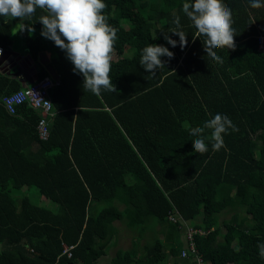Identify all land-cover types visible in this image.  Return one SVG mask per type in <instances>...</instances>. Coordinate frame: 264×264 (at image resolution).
<instances>
[{"label":"trees","instance_id":"1","mask_svg":"<svg viewBox=\"0 0 264 264\" xmlns=\"http://www.w3.org/2000/svg\"><path fill=\"white\" fill-rule=\"evenodd\" d=\"M16 21L59 79L41 139L0 73V264H99L116 221L106 264H192L173 208L205 264H264V0H0L4 60Z\"/></svg>","mask_w":264,"mask_h":264},{"label":"built area","instance_id":"2","mask_svg":"<svg viewBox=\"0 0 264 264\" xmlns=\"http://www.w3.org/2000/svg\"><path fill=\"white\" fill-rule=\"evenodd\" d=\"M80 21V18H77L75 23L69 27V31H74L77 28V25ZM63 24L67 26V22L64 21ZM258 39V48L264 52V34H259ZM3 53V49L0 47V57ZM18 78L22 82V87L2 96L1 101L4 104L6 110L11 114L15 113V110L20 104H27L33 109L39 111L40 118L37 122L36 128L38 135L41 139H45L48 135V126L49 122L54 114L52 109V101L49 96V89L58 83V79H52L49 75H45L41 78H36L32 82L24 81L21 75H18ZM169 221L174 223H179V227L184 230V249L181 250V256H185L186 251L191 252L190 259L192 264H205L202 255L195 248L194 243V234L204 235L206 232L202 229L194 228L190 225H187L186 222L182 219L176 208L170 210L167 214ZM66 249V248H65Z\"/></svg>","mask_w":264,"mask_h":264},{"label":"rangeland","instance_id":"3","mask_svg":"<svg viewBox=\"0 0 264 264\" xmlns=\"http://www.w3.org/2000/svg\"><path fill=\"white\" fill-rule=\"evenodd\" d=\"M16 25L13 27V48L14 50H21L23 51L24 50V41H23V37L21 36V31H20V28H19V25L20 23L19 22H15ZM20 52V51H18ZM131 54V50H128L126 52V55H129ZM115 56V54H114ZM27 194H29V197L32 201L34 202H39V203H47V199L43 196L41 197H38L35 193H33V190H30V191H27L26 192ZM228 214H224L222 217H227ZM119 231H118V234H117V238H116V243H114L113 245H110L109 248L105 249V254L102 255L98 260V263L99 264H106L107 262L110 261L111 257L114 255L115 253V250L117 248H123V249H126L128 247L131 246V238L133 236V232L130 231L129 229H127L124 225H122L120 222L116 221L115 222ZM227 225L224 226V229H226ZM152 233H150V231H146L145 232V237H143V239L140 241V242H143L144 239L145 240H148L150 237H151ZM157 235H159L161 238H164V235H161L159 233H157ZM180 239L182 241H184V233H182L180 235Z\"/></svg>","mask_w":264,"mask_h":264},{"label":"crops","instance_id":"4","mask_svg":"<svg viewBox=\"0 0 264 264\" xmlns=\"http://www.w3.org/2000/svg\"><path fill=\"white\" fill-rule=\"evenodd\" d=\"M12 44H13V41H12ZM12 44H11V49H10L14 53V55H12V58H11L12 62H16V61L22 62L19 67V70L16 72L17 74L16 76L21 75L23 79H25L27 82L33 81L37 77L35 64L32 62L29 63L27 61L26 59V56L28 54L27 52H25L24 50L21 51L20 49L18 50L20 52H18L17 50H14ZM46 57L49 59L48 54H46ZM11 59H8V60L3 59L2 61H0V73L1 74L3 75L7 74L6 72L9 71L8 69H9V64L11 63ZM7 62L8 63L10 62V63L6 65ZM14 75L12 76L14 77Z\"/></svg>","mask_w":264,"mask_h":264},{"label":"water","instance_id":"5","mask_svg":"<svg viewBox=\"0 0 264 264\" xmlns=\"http://www.w3.org/2000/svg\"><path fill=\"white\" fill-rule=\"evenodd\" d=\"M7 54V52L6 51H3V54L1 55V57H0V61H2L3 60V58H4V56ZM20 57V56H19ZM26 59H27V61L30 63V62H32L33 63V60H32V58L30 57V55H27L26 56ZM38 61L42 64V65H44L45 67H46V70H47V72H48V75L52 78V79H55V80H57V79H59V75H58V73L55 71V69L51 66V65H47V63L49 62V59L46 57V53H44V52H40L39 54H38ZM10 63V62H9ZM8 62L6 63V65L7 64H9ZM21 63L22 62H19V61H16V62H12L11 61V63L9 64V67L10 68H12L13 66H17L18 67V69H16V72L19 70V67H20V65H21Z\"/></svg>","mask_w":264,"mask_h":264},{"label":"clouds","instance_id":"6","mask_svg":"<svg viewBox=\"0 0 264 264\" xmlns=\"http://www.w3.org/2000/svg\"><path fill=\"white\" fill-rule=\"evenodd\" d=\"M3 51H4V50H3ZM2 54H3V53H2ZM17 77H18V76H17ZM36 78H37V77H36ZM19 80H20V79H19ZM24 81H26V80L24 79ZM26 82H27V81H26ZM30 82H32V81H30ZM30 82H29V83H30ZM53 110H54V109H53Z\"/></svg>","mask_w":264,"mask_h":264},{"label":"bare ground","instance_id":"7","mask_svg":"<svg viewBox=\"0 0 264 264\" xmlns=\"http://www.w3.org/2000/svg\"><path fill=\"white\" fill-rule=\"evenodd\" d=\"M2 104V103H1Z\"/></svg>","mask_w":264,"mask_h":264}]
</instances>
